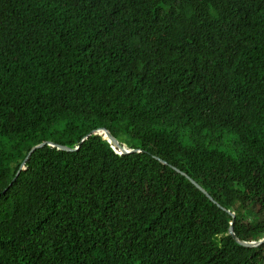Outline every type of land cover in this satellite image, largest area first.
I'll return each instance as SVG.
<instances>
[{
  "label": "trees",
  "instance_id": "1",
  "mask_svg": "<svg viewBox=\"0 0 264 264\" xmlns=\"http://www.w3.org/2000/svg\"><path fill=\"white\" fill-rule=\"evenodd\" d=\"M233 221L264 238V0H0V264H264Z\"/></svg>",
  "mask_w": 264,
  "mask_h": 264
},
{
  "label": "water",
  "instance_id": "2",
  "mask_svg": "<svg viewBox=\"0 0 264 264\" xmlns=\"http://www.w3.org/2000/svg\"><path fill=\"white\" fill-rule=\"evenodd\" d=\"M101 132H107L108 133V138H104L101 135ZM95 135V136H100L103 138V140L108 141L111 145L112 148L114 149V151L117 153V155H125V154H130V153H136V152H140L138 149H133V148H129L124 144H121L117 141V139L106 129V128H102L96 131H92L88 136H86L80 144H82L86 139H88L90 136ZM80 144L79 146H77L75 149H70L68 147H63V146H58L55 145L53 143H43L40 146L34 147L30 153L28 154L26 160L24 161V163L22 164L20 171L17 174V177L13 180L12 184L10 185V187L17 181L18 177L20 176V174L23 171H26V164L28 163V161L31 159V157L39 150L45 148V147H50L52 149H57L58 151L61 152H66V153H74L77 152L80 149ZM157 160H159L162 164L164 165H168V163L158 157H156ZM172 168L177 171L178 173L182 174L183 176H185L197 189H199L204 195H206L212 202H214L215 204H217V202L212 198V196L201 186L199 185L194 179H192L188 174L182 172L180 169L172 166ZM9 187V188H10ZM221 209L225 210L222 206H220L219 204H217ZM228 213H230L232 215V217L235 219V214L231 213L228 211ZM229 234L234 238V240L241 246L246 247V248H257L261 245L264 244V238L259 240V241H251V242H246L243 241L241 239H239L235 232H234V221L231 223V227L229 229Z\"/></svg>",
  "mask_w": 264,
  "mask_h": 264
},
{
  "label": "bare ground",
  "instance_id": "3",
  "mask_svg": "<svg viewBox=\"0 0 264 264\" xmlns=\"http://www.w3.org/2000/svg\"><path fill=\"white\" fill-rule=\"evenodd\" d=\"M102 133H105V134H106V136H107V138H108V133H107V132H102Z\"/></svg>",
  "mask_w": 264,
  "mask_h": 264
}]
</instances>
